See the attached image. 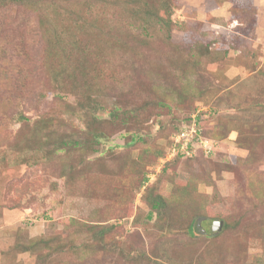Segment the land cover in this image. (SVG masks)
I'll list each match as a JSON object with an SVG mask.
<instances>
[{"label":"rangeland","instance_id":"obj_1","mask_svg":"<svg viewBox=\"0 0 264 264\" xmlns=\"http://www.w3.org/2000/svg\"><path fill=\"white\" fill-rule=\"evenodd\" d=\"M42 1L65 57L0 0V264H264V0H173L170 37ZM197 109L214 148L168 161Z\"/></svg>","mask_w":264,"mask_h":264},{"label":"trees","instance_id":"obj_2","mask_svg":"<svg viewBox=\"0 0 264 264\" xmlns=\"http://www.w3.org/2000/svg\"><path fill=\"white\" fill-rule=\"evenodd\" d=\"M15 1L16 4H20L22 6H25L26 8L32 10V11H38L41 12L39 13V16L37 18L38 20V25H37V30L38 32H41L42 37L44 38V41L46 43V47H47V55L50 51V49L53 46H57V49L59 52L64 54V57L66 55H69V50L72 48L70 46L69 43H66L63 38H62V34L57 30V32H51L48 28V18H44L45 14L43 9L46 8L44 5V1L42 0H12ZM59 2V4H62L63 6H67L69 5V2L72 0H57ZM94 4H90V11H95V10H99L101 7L102 8H111L112 9H122V7L126 8L128 10L127 6L128 4H132L131 10H128L131 14V18L136 21L146 32V34L148 33V29L149 28H158L160 30V32L165 31L167 36L170 37L171 35V26H172V10H173V0H127L126 2V6L122 5L119 0H93ZM3 2V1H2ZM67 2V4H66ZM139 3L141 5H139ZM66 12L69 11V9H65ZM72 16H73V20L78 23L79 19L78 17L75 15V13L72 11L71 12ZM136 19V20H135ZM63 29L65 28V26L62 27ZM25 39H21V45H23L25 43L24 41ZM76 52L81 53L80 47H77L75 49ZM85 55V54H84ZM80 61V60H79ZM84 63L83 58L81 60V62L79 63L81 65V73L83 75H86V72H88V69L82 64ZM116 112V110H114L113 112H110L111 114ZM193 113H197L196 116L194 117V120L196 121V125H197V135H202V136H208L206 133V130H203L202 127V117H200L202 114L206 113V109L203 110H195L193 111L190 115L186 116V118H184V120H182V123L185 121L186 122V128L188 129L193 121V117L192 114ZM116 114L114 113L113 116H115ZM19 120H21V116H19ZM198 121V122H197ZM183 129V128H182ZM180 128V126L177 128V131H181L182 130ZM216 132H211L210 135L207 137L209 138V140L211 142H214V138L215 137ZM127 136L126 134H123V145L124 144H132L133 139H127L124 137ZM171 143V141H170ZM172 144L174 147H176V151L173 153V156H171L170 158H168V161H175L177 159H181V158H187L186 153L180 150V145L181 143H176L175 141H172ZM192 145V144H190ZM188 146V148H192L191 146ZM197 152L199 153L197 156L199 155H203L201 149L199 146H197ZM171 149V147H170ZM165 152L162 154V156L165 155ZM169 152V151H168ZM166 165H163L162 170H164ZM116 189H117V193L120 195L121 192H123L124 190L116 185ZM148 202H149V206L151 207V210L153 212H155L157 214V217L164 212V209L167 207L168 202L166 200V198L159 192H156L155 194H150L148 197ZM128 209V215H132L133 213H131V205L129 204L126 207V211ZM228 225H224V227H227ZM190 226H188L189 228ZM190 233H191V228L189 229ZM211 230V229H210ZM102 232H100L101 234Z\"/></svg>","mask_w":264,"mask_h":264},{"label":"built area","instance_id":"obj_3","mask_svg":"<svg viewBox=\"0 0 264 264\" xmlns=\"http://www.w3.org/2000/svg\"><path fill=\"white\" fill-rule=\"evenodd\" d=\"M197 113H193L192 117H193V121L190 125V127L187 130L182 129L181 131L175 133L176 137H175V144L176 143H181L180 145V150L185 152L186 154H190L191 153V148L189 149L188 146L190 144H196L197 146L200 147L202 153L204 154H209L211 149H212V143L211 141L207 138L206 141H198L199 136L197 135V125H196V121L194 120V117L196 116ZM192 146V145H190ZM171 153H174L176 151V147L172 146L170 149Z\"/></svg>","mask_w":264,"mask_h":264},{"label":"water","instance_id":"obj_4","mask_svg":"<svg viewBox=\"0 0 264 264\" xmlns=\"http://www.w3.org/2000/svg\"><path fill=\"white\" fill-rule=\"evenodd\" d=\"M223 224V222L221 220L214 222V224L212 225V230L217 231L221 228V225Z\"/></svg>","mask_w":264,"mask_h":264},{"label":"clouds","instance_id":"obj_5","mask_svg":"<svg viewBox=\"0 0 264 264\" xmlns=\"http://www.w3.org/2000/svg\"><path fill=\"white\" fill-rule=\"evenodd\" d=\"M208 139H209V138H208ZM211 143H212V146H213V148H214V143H215V142H211ZM211 150H212V149H211Z\"/></svg>","mask_w":264,"mask_h":264}]
</instances>
